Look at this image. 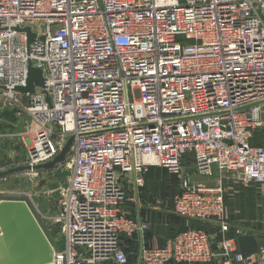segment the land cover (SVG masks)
Masks as SVG:
<instances>
[{
	"label": "built area",
	"instance_id": "1",
	"mask_svg": "<svg viewBox=\"0 0 264 264\" xmlns=\"http://www.w3.org/2000/svg\"><path fill=\"white\" fill-rule=\"evenodd\" d=\"M29 63L46 89L13 92ZM0 86L31 124L23 166L50 163L74 137L53 264L246 261L209 179L217 166L264 185V146L251 141L264 126V0H0ZM152 168L179 180L172 213L217 225V242L187 228L166 247L125 251L148 230L123 210Z\"/></svg>",
	"mask_w": 264,
	"mask_h": 264
},
{
	"label": "crops",
	"instance_id": "2",
	"mask_svg": "<svg viewBox=\"0 0 264 264\" xmlns=\"http://www.w3.org/2000/svg\"><path fill=\"white\" fill-rule=\"evenodd\" d=\"M252 139L254 142L253 132L251 133V141ZM8 152H10V155L11 152L14 154L12 161L7 156ZM25 154V143L21 140L13 144L0 142V172L12 168L13 164L15 167V161H18L17 166L21 165L19 159L23 156L25 157ZM148 175L150 176L148 178L149 186L147 190L143 194L139 192L138 196L130 190L128 193L130 200H128L123 210V213L131 219L147 223L148 230L138 240L134 239L127 243L124 239L123 248L126 252H135L134 249H138L142 243L151 249L166 247L172 239L187 228L208 229L214 236L215 242H217L220 234V229L217 225L188 220L172 213V201H169L168 196L170 193L166 192L167 187L164 184L166 182H161L164 179L163 176L168 177L163 169L152 168ZM209 182L212 184L221 183L223 185L226 220L230 224V232L228 233L230 238L236 240L241 235L240 231H238L239 228L264 232V185L251 184L249 187H244L234 179L231 172L220 171L217 166L213 167ZM132 194L133 201L131 200ZM58 244V247H62L63 238L58 241ZM263 253L264 247H262L258 255H246V261L241 264H261ZM128 264H138V259L135 263L131 259Z\"/></svg>",
	"mask_w": 264,
	"mask_h": 264
},
{
	"label": "water",
	"instance_id": "3",
	"mask_svg": "<svg viewBox=\"0 0 264 264\" xmlns=\"http://www.w3.org/2000/svg\"><path fill=\"white\" fill-rule=\"evenodd\" d=\"M21 32L28 34L29 42L34 38L29 28ZM46 87L43 70L29 63L26 86L17 87L13 92L34 94L36 88L46 89ZM0 90L7 91L1 86ZM46 101L51 103L49 97ZM73 142L74 137H71L60 154L50 163L33 169L28 166L9 169L0 172V179L24 171L53 169L67 159ZM238 231L241 233L235 240L238 251L249 256L258 255L264 247V232L243 228H239ZM55 251V247L26 201H0V264H53Z\"/></svg>",
	"mask_w": 264,
	"mask_h": 264
},
{
	"label": "rangeland",
	"instance_id": "4",
	"mask_svg": "<svg viewBox=\"0 0 264 264\" xmlns=\"http://www.w3.org/2000/svg\"><path fill=\"white\" fill-rule=\"evenodd\" d=\"M20 114V109L12 100L0 96V142L7 144L9 142V144H13L16 141H22L23 135L28 133L31 126L30 121L27 116ZM262 120L264 121V115ZM253 136V143L264 145V126L255 129L253 131ZM7 156H9L11 159L10 161H12L14 154L11 152L10 155V152H8ZM24 161L25 157L23 156L19 159L21 165L17 166L18 161H15V167L13 164L10 169L23 166L22 164ZM69 174L70 163L66 159L63 163L56 165L50 170L24 171L0 179V199L4 192H20L55 248H58V241L63 238L60 224L57 220V214L60 197L67 191V179ZM232 175L236 180L233 173ZM149 176L150 175H146L144 177V183L139 190L140 194H143L145 190H147L149 186ZM163 178L161 182H166L164 184L167 187L166 192L170 193L168 196L171 202L179 190V180L176 177L169 176L167 178L163 176ZM43 181H45V183H43ZM131 200L133 201V194L131 195ZM134 251L137 255L138 249L136 248ZM136 260V256L132 258L133 263H135Z\"/></svg>",
	"mask_w": 264,
	"mask_h": 264
},
{
	"label": "bare ground",
	"instance_id": "5",
	"mask_svg": "<svg viewBox=\"0 0 264 264\" xmlns=\"http://www.w3.org/2000/svg\"><path fill=\"white\" fill-rule=\"evenodd\" d=\"M10 97V96H9ZM136 194H137V196H138V194H139V189L138 190H136V192H135Z\"/></svg>",
	"mask_w": 264,
	"mask_h": 264
},
{
	"label": "trees",
	"instance_id": "6",
	"mask_svg": "<svg viewBox=\"0 0 264 264\" xmlns=\"http://www.w3.org/2000/svg\"><path fill=\"white\" fill-rule=\"evenodd\" d=\"M257 145V144H256ZM167 175V174H166ZM168 176V175H167ZM170 177V176H169ZM122 246H123V242H122ZM56 249H59V247L58 248H56Z\"/></svg>",
	"mask_w": 264,
	"mask_h": 264
}]
</instances>
